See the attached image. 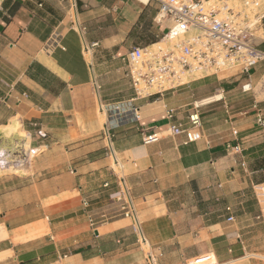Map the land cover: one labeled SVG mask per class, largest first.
Listing matches in <instances>:
<instances>
[{"label":"crops","instance_id":"1","mask_svg":"<svg viewBox=\"0 0 264 264\" xmlns=\"http://www.w3.org/2000/svg\"><path fill=\"white\" fill-rule=\"evenodd\" d=\"M147 4L0 0V150H36L31 168H0V264H188L202 255L264 264V203L254 193L264 190V127L231 102L236 86L220 85L222 99L200 108L194 141L169 135L165 116L177 109L185 121L198 98L192 82L137 99L132 112L119 57ZM119 176L138 225L112 198Z\"/></svg>","mask_w":264,"mask_h":264},{"label":"built area","instance_id":"2","mask_svg":"<svg viewBox=\"0 0 264 264\" xmlns=\"http://www.w3.org/2000/svg\"><path fill=\"white\" fill-rule=\"evenodd\" d=\"M150 2L156 5L153 21L166 22L161 40L153 45L133 46L119 57L125 67L124 74L134 91L133 98L128 100L132 112L137 109L132 105L137 99L160 96L167 91L226 70H238L249 75L252 68L264 62V48L256 41L259 39L256 31L260 30L263 34L264 0L146 1ZM94 85L96 87L95 83ZM250 89V82L241 86L242 92ZM221 99L222 95L205 103L194 101L186 111L184 122L176 120L177 109L166 110L167 132L171 136L185 133L189 141L196 140L199 138L198 130L202 126L200 108ZM107 106L99 102L101 111L107 112ZM118 107V104L114 105L115 109ZM252 108L255 123L264 127L262 108L256 103ZM133 118L138 119L135 113ZM32 126L39 137H46L37 123H32ZM102 134L107 142L106 150L117 164L110 126L106 122ZM155 139L156 136L151 135L146 141ZM35 152L33 148L19 145L14 151L0 150V168L15 164L19 168L27 167L31 164ZM117 186L118 189L112 198L117 202L120 214L133 219L138 225L136 209L122 176L118 177ZM255 190L257 200L264 203L263 188L257 185ZM82 204L85 209L89 207L87 200H83ZM226 210L230 208L227 207ZM100 219L105 221L108 216L102 213ZM227 220H232V216H228ZM88 224L92 230L96 229L93 216H88ZM208 259V255L195 257L196 263ZM206 264L214 263L208 260Z\"/></svg>","mask_w":264,"mask_h":264},{"label":"rangeland","instance_id":"3","mask_svg":"<svg viewBox=\"0 0 264 264\" xmlns=\"http://www.w3.org/2000/svg\"><path fill=\"white\" fill-rule=\"evenodd\" d=\"M144 13L146 14V20H149L150 16H153L156 13V5L152 2L148 3L145 7ZM165 25H166L165 21L156 23L155 21L151 20L149 32L151 33V35H153L154 37L153 39H155V41L150 44L159 42L161 40L162 35L164 33ZM256 35L259 38L256 40L257 43H259V46L261 48H264V25H263V34L260 30H257ZM145 39L147 38L146 37L143 38L138 34H136V37H132L131 39L132 42L130 43L129 48L133 46L150 45L144 43ZM252 73L254 74L258 73V74L256 79L253 82H250L251 89L249 91L242 92L241 86L246 82H249V81H245V79H247L249 75ZM249 75L242 74L238 70H226L218 73L217 75H211L206 78L193 81L192 84H196L195 91L198 94L197 95L198 98L196 99V101L205 98L207 96H212L213 94H221V92H218L216 90L219 89L220 85L228 84V85L236 86V90L231 93V98H232L231 102L236 104V107L238 108L239 112H243L244 114H246V112L249 113H251V111L253 112L252 110L253 103H256L260 108H262L264 112V62L257 64L253 69H251ZM140 100H145V99H140ZM200 111H202V109H200ZM31 167H32V163L28 165L26 168H31ZM213 203H215V200H213L212 198L211 199L209 198L206 201V205H208L210 208H212L211 205Z\"/></svg>","mask_w":264,"mask_h":264},{"label":"trees","instance_id":"4","mask_svg":"<svg viewBox=\"0 0 264 264\" xmlns=\"http://www.w3.org/2000/svg\"><path fill=\"white\" fill-rule=\"evenodd\" d=\"M151 24V19L146 20V14L144 13V11L141 13L140 18H139V24L137 25V27H135L131 33H130V37H136V34H138L139 36L143 37V38H147L145 39L144 43L145 44H150L152 42L155 41V39H153V35H151V33L149 32V27ZM263 25H264V20H263Z\"/></svg>","mask_w":264,"mask_h":264},{"label":"bare ground","instance_id":"5","mask_svg":"<svg viewBox=\"0 0 264 264\" xmlns=\"http://www.w3.org/2000/svg\"><path fill=\"white\" fill-rule=\"evenodd\" d=\"M139 1H143V2H145L146 3V1L147 0H139ZM153 44H155V43H153ZM152 44V45H153ZM220 95H217V94H214V95H212V96H209V97H206V98H203V99H201V100H199V101H196L197 103H205V102H208V101H210V100H214V99H218V98H220L219 97ZM129 108V107H128ZM101 114V113H100ZM102 115H103V113H102ZM127 115V114H126ZM117 117V116H116ZM114 118V117H113ZM3 170H5V171H7V172H13V171H18L19 170V166H17L16 164L15 165H7V166H4V168H3ZM210 257V256H209ZM212 258V257H211ZM209 260V259H208ZM208 260H202V261H199L198 263H196V260H195V258L194 259H192V260H190V264H206V262L208 261ZM209 262H211L212 263V261H210L209 260Z\"/></svg>","mask_w":264,"mask_h":264}]
</instances>
